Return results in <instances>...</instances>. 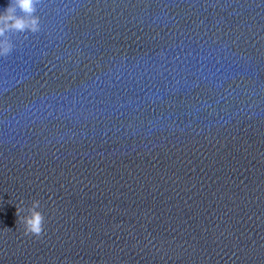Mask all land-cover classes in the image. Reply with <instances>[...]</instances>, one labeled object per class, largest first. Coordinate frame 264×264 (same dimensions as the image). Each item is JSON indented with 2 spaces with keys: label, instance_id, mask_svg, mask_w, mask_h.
<instances>
[{
  "label": "water",
  "instance_id": "95a60500",
  "mask_svg": "<svg viewBox=\"0 0 264 264\" xmlns=\"http://www.w3.org/2000/svg\"><path fill=\"white\" fill-rule=\"evenodd\" d=\"M35 15L0 36V264H264V0Z\"/></svg>",
  "mask_w": 264,
  "mask_h": 264
},
{
  "label": "clouds",
  "instance_id": "9594fccd",
  "mask_svg": "<svg viewBox=\"0 0 264 264\" xmlns=\"http://www.w3.org/2000/svg\"><path fill=\"white\" fill-rule=\"evenodd\" d=\"M37 2L38 0H9L8 6L0 12V36H4L7 32H39L40 21L35 15ZM12 48L13 45L8 40L0 41V56L7 57ZM39 207L40 202L34 200L31 207L26 210L28 215H21L25 209L16 206L17 223L23 226L24 235L39 237L42 234L44 216L37 210Z\"/></svg>",
  "mask_w": 264,
  "mask_h": 264
}]
</instances>
